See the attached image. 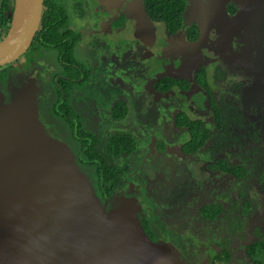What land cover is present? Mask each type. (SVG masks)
I'll return each instance as SVG.
<instances>
[{
  "label": "flooded vegetation",
  "instance_id": "af4514ba",
  "mask_svg": "<svg viewBox=\"0 0 264 264\" xmlns=\"http://www.w3.org/2000/svg\"><path fill=\"white\" fill-rule=\"evenodd\" d=\"M45 10V43L4 66L0 101L35 88L51 136L71 150L80 129L98 136L111 164L101 169L117 175L108 210L136 201L148 236L181 264H231L264 210V0H44ZM263 221L245 248L253 260Z\"/></svg>",
  "mask_w": 264,
  "mask_h": 264
},
{
  "label": "water",
  "instance_id": "95a60500",
  "mask_svg": "<svg viewBox=\"0 0 264 264\" xmlns=\"http://www.w3.org/2000/svg\"><path fill=\"white\" fill-rule=\"evenodd\" d=\"M0 67L18 60L40 29L44 0H13ZM35 88L0 101V264H181L153 241L125 199L107 209L70 147L39 117Z\"/></svg>",
  "mask_w": 264,
  "mask_h": 264
},
{
  "label": "trees",
  "instance_id": "16d2710c",
  "mask_svg": "<svg viewBox=\"0 0 264 264\" xmlns=\"http://www.w3.org/2000/svg\"><path fill=\"white\" fill-rule=\"evenodd\" d=\"M14 11V5L13 0H0V32L2 33L3 37L6 36L12 22V14ZM49 12L45 10L43 15V20L41 21L40 29L37 32L34 41L32 45L35 44V42L39 39H42L44 41V37L47 36L48 29L52 26L49 23ZM51 32V31H49ZM51 42V40H50ZM32 50V49H31ZM30 50V52H31ZM6 76V70L4 67H0V78H5ZM45 106L48 105L47 100H44ZM55 105L52 106L53 113H56ZM126 112V109H119L116 114L118 116H122ZM62 116V115H61ZM57 117H60L59 114H57ZM72 127H75L74 124H72ZM88 131L87 129H80L79 135L76 139V146L72 147V152L75 155L77 164L79 168L85 167L88 169V174L91 176L93 181L95 182L94 190L99 196V198L104 201L108 196L111 195V189L115 185V181L117 178V175H112V169H108L106 172L103 173V169H101L102 165L107 167H111L110 162L107 160V158L100 154L99 152V146H98V139L97 135ZM116 136H113L111 138V142L108 143V146L112 147L114 146V139ZM126 144H130V147L135 146V142L133 140H129L126 142ZM248 212L247 209L243 210V214L246 215ZM211 217H214L213 214H211ZM243 219V218H242ZM236 218L235 223L240 225L241 220ZM144 222V221H143ZM240 222V223H239ZM145 224V222H144ZM249 252L252 253V256H254L256 264H264V241L260 243H256L252 245L249 249Z\"/></svg>",
  "mask_w": 264,
  "mask_h": 264
},
{
  "label": "rangeland",
  "instance_id": "374dc122",
  "mask_svg": "<svg viewBox=\"0 0 264 264\" xmlns=\"http://www.w3.org/2000/svg\"><path fill=\"white\" fill-rule=\"evenodd\" d=\"M13 64H15V62H13ZM96 96L100 98L99 94H97ZM44 118L48 121V117L44 116ZM183 182L184 180L182 182H179V185H182ZM194 190L196 191V189ZM190 192L193 191L190 190ZM253 218V220L251 219L252 221L250 220L247 222L246 229L243 235L238 236L239 239L234 242L233 257L231 264H255V260L245 254V248L250 242L255 240L254 234L258 231L260 223L264 219V210H258L256 216H254Z\"/></svg>",
  "mask_w": 264,
  "mask_h": 264
},
{
  "label": "built area",
  "instance_id": "2783aa9c",
  "mask_svg": "<svg viewBox=\"0 0 264 264\" xmlns=\"http://www.w3.org/2000/svg\"><path fill=\"white\" fill-rule=\"evenodd\" d=\"M3 35H2V33L0 32V42L3 40Z\"/></svg>",
  "mask_w": 264,
  "mask_h": 264
}]
</instances>
